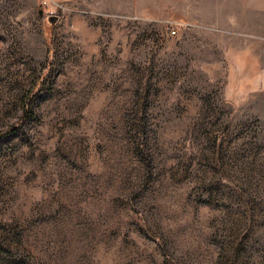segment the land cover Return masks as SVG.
Instances as JSON below:
<instances>
[{
	"label": "rangeland",
	"instance_id": "1",
	"mask_svg": "<svg viewBox=\"0 0 264 264\" xmlns=\"http://www.w3.org/2000/svg\"><path fill=\"white\" fill-rule=\"evenodd\" d=\"M0 264H264V0H0Z\"/></svg>",
	"mask_w": 264,
	"mask_h": 264
},
{
	"label": "trees",
	"instance_id": "2",
	"mask_svg": "<svg viewBox=\"0 0 264 264\" xmlns=\"http://www.w3.org/2000/svg\"><path fill=\"white\" fill-rule=\"evenodd\" d=\"M24 107H27V106L24 105ZM32 118H35V117H32ZM259 135H260L259 131L255 130L253 132V134H252V136L250 138L251 139V141H250L251 144H254V145L258 144L259 145V143H257L258 139H259ZM136 136H137L136 140L138 142V148L142 149L144 151H147V147H146V143L147 142H146L145 132H138ZM149 155L150 154L148 153V160L145 158L144 160L142 159V161H143L144 166L148 168L147 170H150L152 172V169H153L154 166H153V163H151L152 161H151ZM210 191H212V189ZM216 193L223 195L220 187H218V190L216 189ZM211 196H212V193H208L206 195V200H207V198H209ZM237 254H238V252H237ZM241 256L245 257L246 262L250 261V258H251L250 253L248 255L247 253L244 252V253L241 254ZM238 259H239V257L235 256L233 260H238Z\"/></svg>",
	"mask_w": 264,
	"mask_h": 264
},
{
	"label": "built area",
	"instance_id": "3",
	"mask_svg": "<svg viewBox=\"0 0 264 264\" xmlns=\"http://www.w3.org/2000/svg\"><path fill=\"white\" fill-rule=\"evenodd\" d=\"M170 34H175L176 30L174 28L169 29Z\"/></svg>",
	"mask_w": 264,
	"mask_h": 264
}]
</instances>
